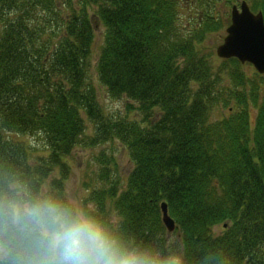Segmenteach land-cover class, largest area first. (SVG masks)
<instances>
[{"label":"trees","instance_id":"trees-1","mask_svg":"<svg viewBox=\"0 0 264 264\" xmlns=\"http://www.w3.org/2000/svg\"><path fill=\"white\" fill-rule=\"evenodd\" d=\"M191 2L183 17L178 0H0V219L25 193L78 212L67 157L114 140L132 163L124 187L101 155L79 212L122 249L161 264H264V73L216 64L204 46L234 0ZM252 2L264 14V0ZM93 76L135 103L127 115L104 113Z\"/></svg>","mask_w":264,"mask_h":264},{"label":"clouds","instance_id":"clouds-1","mask_svg":"<svg viewBox=\"0 0 264 264\" xmlns=\"http://www.w3.org/2000/svg\"><path fill=\"white\" fill-rule=\"evenodd\" d=\"M6 201L0 219V264H161L122 249L87 215L49 198ZM166 264H180L170 259Z\"/></svg>","mask_w":264,"mask_h":264},{"label":"rangeland","instance_id":"rangeland-1","mask_svg":"<svg viewBox=\"0 0 264 264\" xmlns=\"http://www.w3.org/2000/svg\"><path fill=\"white\" fill-rule=\"evenodd\" d=\"M181 4V6H185L183 10H180L182 12L183 17H186L189 15L190 11L194 10V4L191 2V0H178ZM229 10V9H228ZM217 12H220L222 15L226 14L227 17L229 16L228 12L222 13L221 7L219 10H216ZM219 15V17L221 16ZM229 24V20H226L225 26L220 32H214L206 36L204 40V46L205 48H211L213 49V62L216 64L219 62V58L215 54V47L217 44H219L222 41V38L225 36V27ZM102 34H103V27L99 26L97 24V28L95 31V38L94 43L92 47V59L93 63L95 64L98 49L102 42ZM244 71L246 72H252L254 69L249 63H241ZM92 74H95L93 68H92ZM94 84L98 90V97L99 102L103 108V111L108 116H124L127 115V109L126 104H132V106H135V103L128 100L126 97L122 96L118 99H112L107 95V92L104 87L100 86L97 82V79L95 76H93ZM226 110L222 109L220 111H216L213 114V119L219 117L222 114H225ZM129 117H137L133 113H129ZM139 117V116H138ZM85 119V117L83 116ZM86 122V134L91 135L93 134V125L90 122ZM20 139H24L26 141H31L33 144L40 146L41 145V139L40 136L34 137L32 135H25L24 137H20ZM101 155H106L112 157L116 160L117 164V170H114L116 175L120 179V184L122 187H124V182L126 180V177L130 173L132 169V163L130 161V158L128 156V153L126 149L123 147L122 144H120L118 141L109 140L106 142H103L100 145L92 146V147H83L78 146L76 147L72 153L67 157V162L71 166V174L68 179V181L65 184V191L68 200L75 206L77 211H80V206L82 203L83 196L85 195V189H84V182H93V172L97 170L98 167V158ZM56 171H54V174L56 175ZM223 230V224H217L213 227V232L215 234L221 233Z\"/></svg>","mask_w":264,"mask_h":264},{"label":"water","instance_id":"water-1","mask_svg":"<svg viewBox=\"0 0 264 264\" xmlns=\"http://www.w3.org/2000/svg\"><path fill=\"white\" fill-rule=\"evenodd\" d=\"M221 58L236 57L242 63L250 62L259 73H264V20L261 12L253 14L247 3L241 1L239 9L231 8V22L226 28L223 42L216 47ZM162 222L167 232L175 229L166 203L160 204Z\"/></svg>","mask_w":264,"mask_h":264}]
</instances>
